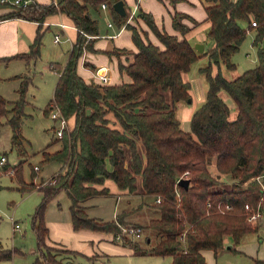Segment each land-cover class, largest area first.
<instances>
[{"label": "trees", "instance_id": "16d2710c", "mask_svg": "<svg viewBox=\"0 0 264 264\" xmlns=\"http://www.w3.org/2000/svg\"><path fill=\"white\" fill-rule=\"evenodd\" d=\"M115 1L53 0L40 4L29 0L26 5L0 2V9L6 8L0 13V21L22 18L40 23L49 14L60 11L80 30L64 65L59 69L54 65L58 77L52 98L43 110L48 114L56 106L65 119L73 118L72 127L64 128L62 136L54 139L61 141V147L53 152L42 150L43 162L57 160L63 170L51 177H55L54 182L50 178L37 184L23 179V160L12 165L22 192L34 189L42 192L41 201L31 215L41 254L37 262L67 264L43 250L48 234L45 207L64 190L71 201L69 209L74 229L87 227L120 233L123 242L135 253L169 255L172 264H205L201 250L221 249L226 235L236 245L245 233L256 230L246 220V204L252 209L259 205L264 211V176L260 182L257 180L264 174V0H203L205 19L210 22L207 36L213 44L201 52L184 37L199 23L197 20L180 11L174 13L172 25L183 36L180 38L161 31L151 13L138 9L136 17L156 34L162 47L126 23L137 52L131 62L119 63L118 68L131 81L86 82L76 67L83 48L94 50L87 36L98 33L97 20L91 17L89 8L105 2L115 22L122 24L126 17L111 7ZM184 18L191 20L192 26ZM252 20L255 25H251ZM242 21L247 27L242 26ZM250 28L255 31L252 45L256 48L257 63L228 79L221 74L220 65L235 67L231 57L239 50ZM40 46L41 34L37 33L27 52L0 57V64L15 58L26 62L35 60ZM203 55L207 56L208 63L199 71L208 86L204 101L191 115L190 129L185 131L175 113L176 102L190 98V83L183 78V73ZM213 66L217 68L216 73L212 72ZM14 78H20L18 98L8 109L7 99L0 95V126L4 123L2 118L10 113L6 120L11 129L10 141L18 152L24 153L21 123L30 77L15 75ZM221 90L234 101L233 119L229 118L230 108L220 95ZM109 113L120 129L110 125ZM210 167L218 175H229L237 182L229 188L217 187L219 178L211 173ZM185 171L187 174L182 176ZM183 177L189 180L186 188L177 183ZM106 178L129 193L137 189L139 179L142 194L154 198L158 215L145 227L153 231L155 242L148 235L144 243L130 241L121 233L120 216L102 221L87 215L81 203L97 195H108L107 187H97ZM227 204L232 208L226 209ZM15 253L21 251L0 247V260L10 259ZM258 263L264 264V260Z\"/></svg>", "mask_w": 264, "mask_h": 264}, {"label": "crops", "instance_id": "0c3cea01", "mask_svg": "<svg viewBox=\"0 0 264 264\" xmlns=\"http://www.w3.org/2000/svg\"><path fill=\"white\" fill-rule=\"evenodd\" d=\"M35 1H37L40 4H48L53 0H35ZM123 4L127 13L126 21L130 22L132 20L131 18L135 17L136 20H133V23L136 26L141 27V29L145 32L144 36L148 40H150L151 42H153L154 44L160 47H162V44L159 41L156 34L148 27V25L140 17H136V13L138 9L151 13L155 24L158 26V28L161 31H165L170 34H175L180 38L183 36L174 29L172 25V16L176 11L186 13L195 20H197L199 23L191 27V29L186 34H184V37L191 44L196 42L202 43L203 44L202 51L210 48L213 44V41L210 40V38L207 36V30L209 28L210 22L205 19L206 12L204 9L205 4L203 0H123ZM5 11L6 8H3V10L0 9V13H3ZM89 12L91 17L97 20L98 33L97 35H91V36L89 35V37L87 36V39L90 38L92 40V47L94 50H89L86 48L83 49L79 57L80 59L78 60L79 65H81L80 66L81 71H79L78 74L86 82L94 81L96 83H101V84H117L120 82L131 81V78L127 74L120 72L118 68L119 63L128 64L129 62H131L133 60L134 53L137 52V47L132 41L131 30L124 25L125 22L122 24H117L115 22L113 18V13L111 12L108 4L106 7H102L101 4L96 8L90 7ZM94 12L97 15H94ZM98 18L100 19L98 20ZM183 21L189 26H192V22L188 18H184ZM109 22H111L112 24L109 25L108 24ZM50 26L58 27L59 29H61V32L64 31V34H66L64 40L70 42V48L67 52V57H66L67 60L69 51L73 43L75 42L80 30L74 25L73 21L69 18V16H67L65 13L60 11L49 14L44 19V21L40 23L37 21H31L22 18H8L1 20L0 21V57L11 56L22 52H27L36 34L37 33L41 34V39H42L44 32ZM55 34L58 33L54 32L53 41ZM254 34L255 31H253V34L251 35L250 38L251 41L254 37ZM60 41L61 38L57 42ZM57 42L54 41V43ZM41 44H42V40H41ZM252 47L255 48L253 45ZM114 49H117V51L119 50L118 52L119 54L117 52H114L113 51ZM111 51L113 52L110 53ZM254 54L255 56L253 57L252 60V62L254 63L253 66H255L257 63L256 48ZM16 59H21V58L11 59L6 63H1L0 66L1 65L8 66L10 63H12L13 60ZM108 60L112 62L113 68H111V66L108 65L107 63ZM31 61L27 62V64H30ZM54 65L59 67L62 66L60 63L56 61H51L48 68L52 71L55 70L57 71ZM52 67H54L55 69H53ZM212 72L213 73L217 72L216 66H213ZM99 73L106 75L105 82H101L96 77V75H98ZM0 77H1L0 83L5 78H8L2 75H0ZM183 78L185 80H188V82L190 83V90H189L190 100H186V101L193 105L189 108L188 107L183 108L182 106L183 111L181 112V117L177 116V111H176L177 106L175 108V113L177 118L179 119L180 127L183 130L188 131L190 129L191 115L194 112L195 108H197L204 101L208 84L204 76L203 78H200V76L196 74L189 75L188 71L183 73ZM219 93L225 101H228L229 105L228 104L227 105L231 109L230 113H233L235 117L236 108L234 101L230 96H229L230 98L227 97V94L224 92V90H221ZM224 93L226 95H224ZM0 95L3 96L1 90H0ZM70 119L72 118H69L67 120ZM42 150L48 151L47 148H44ZM48 152H53V151H48ZM107 167L110 168L109 163H107ZM53 174L47 176L46 178H51ZM32 176L33 175H31V177ZM46 178H42V179H46ZM110 180L112 179L106 178L102 184L97 185V187H102V186L107 187L109 190L108 195H97L88 198L81 203L85 212L89 217L102 221H110L113 219L116 220L117 209L118 206L120 205L119 203L130 197V194H132L129 193L126 189H120L113 180L112 181L114 182V184L111 183ZM25 181L29 182L27 180ZM34 190H38V189H34ZM61 191H59L53 198H55ZM134 192H136L135 194L137 196L142 195L141 184L139 179L137 181V189ZM111 195L116 196V201H115L116 204L113 207L112 211H110L111 215H109L110 212L107 213V215H109L110 218L101 216L104 214L103 209L100 210L99 212H96L95 214L90 215L89 212L91 209L96 210L99 207L101 208V203L103 200H101L100 197L112 198ZM98 197L100 200L98 199ZM146 202L148 201L143 202L144 206L147 205ZM44 219H45V224L48 228V234L45 240L46 242H48V238L50 236L52 238L57 239V236H55L57 228L58 230L63 231L65 232V234L68 235L67 238H64L62 240V242L65 241L66 243L62 244L61 242L56 241L60 243L61 245L59 246L65 250L64 251L65 255L59 256V259H61L63 262L67 264H80L79 260L85 261L86 264L87 263L88 264L89 263L91 264H172V258L169 255L162 256L151 253H135L132 247L129 244L127 245L126 242H123L121 240L119 241L113 240L111 236L112 233L111 231L96 230L87 227L74 229L71 221V214L68 219H64L63 221H55L52 224L48 220H46V216H44ZM260 229L263 235L258 236L256 232H258ZM255 231L256 232L245 233L240 238L239 243L236 245H234L232 237L230 235H226L224 236V246L221 249H218L216 251L212 249L201 250L205 264H260L258 263V261L264 260V220L260 221ZM252 234H255L257 236H254Z\"/></svg>", "mask_w": 264, "mask_h": 264}, {"label": "rangeland", "instance_id": "374dc122", "mask_svg": "<svg viewBox=\"0 0 264 264\" xmlns=\"http://www.w3.org/2000/svg\"><path fill=\"white\" fill-rule=\"evenodd\" d=\"M94 15L97 14L94 12ZM99 19L100 18H98V20ZM131 19L132 20L130 22L125 21L124 25L128 23L131 26H135L144 36L145 34L143 33L145 32L141 29V27H138L133 23V20H136L135 17ZM241 24L242 26L247 27L245 21H242ZM253 31L254 30L252 28L247 30L246 36L239 47L240 49L232 56L231 60L234 62L235 67L227 68L224 64L220 65V72L223 76L231 79L245 69L253 67L254 63L252 60L255 56V48L252 47V41L250 40ZM54 32H57L60 35V42L54 43ZM65 37L66 34H64V31L61 32V29L58 27L50 26L42 36L40 52L34 61L27 64V62L23 59H16L8 66H0V75L8 77L0 83V90L3 93V97L7 99L8 109L13 106L14 100L18 98L17 88L20 78H14V75L27 74L30 77V82L27 86L25 94L27 103L23 107L25 115L23 116L21 123L23 147L25 150L24 153L18 152L16 147L13 146L10 141L11 129L9 124L6 123L10 113L2 118L4 123L0 126V155H4L6 157V162L0 166V247L18 248L22 251V253H15L10 259L0 260V264H46L37 262V259H41V254L37 247L36 232L32 226L31 220V215L41 201L42 192L39 190L22 192L19 189L17 179L14 177L15 173L12 165L16 164L20 160H23L22 176L25 180H32L37 184L45 183L50 180V178H46L47 176L55 172L56 173L52 176H56L63 170L61 162L57 160L43 162L41 150L47 148L48 151H54L61 147L60 140L54 141L56 138L55 131L59 126V119L52 118L49 112L48 114H45L43 110L49 99L52 98L58 76L56 70L52 71L48 68L49 64L51 61H56L63 66L66 61L67 52L70 48V42L65 41ZM113 51L117 53L119 52L117 49H114ZM79 59L80 58H78V60ZM107 63L111 66V68H113V64L110 60H108ZM207 63V56H201L190 65L188 74H196L200 76V78H203L204 74L199 72V68L205 66ZM80 66L81 65H79V62L77 61V73L81 71ZM57 69H59V66H57ZM225 93L224 95L227 94ZM227 97L230 98L228 94ZM225 102L228 104V101ZM192 105L193 104L187 102L186 100L177 102V116L181 117L183 108H189ZM108 117L111 126L119 129L121 128L112 113H109ZM229 118H234L233 113L229 114ZM72 124L73 118L67 120V128L72 127ZM6 165L7 167H4ZM34 165H37L38 169L34 170ZM210 170L213 175H217L219 178L218 180L220 183L217 187L229 188L234 182H237V180L232 179L229 175H218L217 171L212 167H210ZM33 172L35 175L31 177ZM263 176L264 174L257 177V180L260 182V179ZM110 182L114 184L112 180H110ZM131 193L130 197L119 203L120 205L117 209V216H120L122 222V224L119 225L121 233L122 235L125 233L126 237L130 241L138 240L143 243L145 236L148 235L150 236L151 241L155 242V234L153 231H150V229L145 227L151 218L158 215V211L153 204L155 200L151 195L142 194L141 196H137L135 194L136 192ZM111 197L112 198L100 197V199L103 200L101 208L99 207L96 210L91 209L89 212L90 215L103 209L104 214L101 216L110 218V211H112L116 204V196L111 195ZM143 200L148 201L146 202L147 205L144 206ZM70 203L71 201L68 195L65 191H61L55 198L47 203L44 214V216H46V220L52 224L55 221L68 219L70 217ZM108 212H110L109 215H107ZM261 220H264V211H262V216L255 223L248 222L253 228H257ZM15 224L18 225L17 228L14 226ZM130 228H133L134 230L139 228V236H136L134 232H130ZM124 229L126 232H124ZM256 233L258 236L263 235V233H261V229ZM116 234L121 235L120 233ZM116 234L113 232L111 233L113 240L123 241L122 236H120V238H115ZM255 234L252 235L257 236ZM55 236H57V239L48 236V242H46V246L43 250L48 251L59 258V256L65 255V250L59 246L61 244L58 242H61L62 244L66 243L65 241L62 242V240L67 238L68 235L57 228ZM79 261L80 264H86L85 261Z\"/></svg>", "mask_w": 264, "mask_h": 264}, {"label": "built area", "instance_id": "2783aa9c", "mask_svg": "<svg viewBox=\"0 0 264 264\" xmlns=\"http://www.w3.org/2000/svg\"><path fill=\"white\" fill-rule=\"evenodd\" d=\"M10 2V3H13V4H16V5H26L29 0H0V2ZM101 6L102 7H106L107 6V3L105 2H102L101 3ZM109 25H111L112 23L109 22L108 23ZM251 25H255V21L252 20L251 22ZM89 37V35H88ZM60 39L59 37V34H55L54 35V41H58ZM96 77L101 81V82H105L106 81V75L105 74H102V73H99L98 75H96ZM50 116L54 119H59V126L57 127L55 133H56V137H61L62 136V131L64 128L67 127V119H65L59 109L54 106L52 107V109L50 110ZM6 162V157L4 155H0V166H2L4 163ZM34 169H38V166L35 165L33 167ZM187 174V171H185L182 176H185ZM51 181L54 182L55 181V177L54 178H51ZM160 201V197H157L156 198V202H159ZM209 205V202L207 203ZM226 209H231L232 206L227 204L225 206ZM245 210H246V220L249 221V222H252V223H255L261 216H262V211L259 209V205L256 209H252L249 205H245ZM224 211V210H223ZM16 228L18 227L17 224L14 225ZM125 230V229H124ZM139 228H136L135 230L133 228H130V232H134V234L136 236H139ZM126 232V230L124 231ZM121 235L119 234H116L115 235V238H120Z\"/></svg>", "mask_w": 264, "mask_h": 264}, {"label": "water", "instance_id": "95a60500", "mask_svg": "<svg viewBox=\"0 0 264 264\" xmlns=\"http://www.w3.org/2000/svg\"><path fill=\"white\" fill-rule=\"evenodd\" d=\"M111 7L118 13L120 14L121 16L123 17H126L127 16V13H126V10H125V7H124V4H123V0H117L115 1ZM193 47L198 51V52H201L203 50V44L200 43V42H196L194 43ZM190 100V99H188ZM177 183L183 187H187L188 186V183H189V180L188 178H180Z\"/></svg>", "mask_w": 264, "mask_h": 264}]
</instances>
